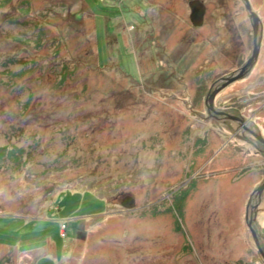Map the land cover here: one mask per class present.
Wrapping results in <instances>:
<instances>
[{"label": "rangeland", "instance_id": "1", "mask_svg": "<svg viewBox=\"0 0 264 264\" xmlns=\"http://www.w3.org/2000/svg\"><path fill=\"white\" fill-rule=\"evenodd\" d=\"M192 1L0 0V264H264V166L227 117L264 139V36L210 122L255 35L243 0H199L202 28Z\"/></svg>", "mask_w": 264, "mask_h": 264}, {"label": "flooded vegetation", "instance_id": "2", "mask_svg": "<svg viewBox=\"0 0 264 264\" xmlns=\"http://www.w3.org/2000/svg\"><path fill=\"white\" fill-rule=\"evenodd\" d=\"M206 6V5H205ZM206 12H207V7H206ZM250 22H251V24H252V27H253V29H254V25H255V23H254V21L252 20V18L250 17ZM189 21H190V23H191V20H190V16H189ZM260 26L262 25L261 24V20H260ZM191 25H192V27H194L193 26V24L191 23ZM207 25V23H206V14H205V17H204V24H203V26L202 27H205ZM202 27H200V28H202ZM254 35H255V32H254ZM261 36H262V42H261V47L263 46L262 44H263V36H264V33L262 32L261 33ZM256 42H258V36H257V38H255V40H254V47H255V44H256ZM260 51H261V48H260ZM184 56H186V55H188V54H183ZM252 57V54H251V56L244 62V63H242L241 61H235V65L234 66H241L240 67V69L238 70V71H232L231 72V74H229V75H227V77H225V78H231V77H233L234 75H237L241 70H242V68L243 67H245L247 64H248V62H249V60H250V58ZM258 60V59H257ZM210 62V61H209ZM257 64H258V62L257 61H255L254 62V64L252 65V66H257ZM209 65V63H207L205 66H208ZM254 69V67H252V68H250L248 71H247V73H246V76H244L243 78H241L240 80H238V81H236V82H240V81H243L244 80V78L245 77H247L250 73H251V71ZM248 74V75H247ZM225 78H222V79H220L219 81H217V82H215L212 86H211V88L209 89V91H208V93H207V95L205 96V98H204V102H205V108H206V110L203 112V117L205 118V119H208V121H210V122H219V123H221V122H223V123H226V121H228V118H229V116H227V115H229L228 113H226V111L225 110H222L221 108H216L215 107V101H214V111H209L208 110V108H207V106H206V101H207V99H208V97L215 91V90H219L222 86H223V84H224V79ZM225 89V88H224ZM217 97V96H216ZM215 100V99H214ZM228 118H227V117ZM235 118H238L240 121H235V120H230V121H228V122H231V123H233V124H235L236 125V127H237V131L239 132V133H241V135H243V137H249L251 140H254L253 142H252V146L255 148L256 147V145H257V147H256V149L253 151V155L251 156V157H253V158H255V160H254V164H255V166H264V145L259 141V140H257V138L254 136L255 134L256 135H259L258 133H256L254 130H253V128L251 127V123H248L247 121H248V119L243 115V114H237V115H233ZM238 133V134H239ZM252 209L253 210V213H254V217L257 219V216H258V214H257V212H256V210H255V208H254V206H250V207H248L247 208V215H248V212H249V209ZM124 209V208H123ZM126 210V209H125ZM134 210V209H133ZM127 211H131V210H127ZM125 212V211H124ZM257 214V215H256ZM248 217V216H247ZM248 219V218H247ZM259 243H258V241H256L255 240V246L257 247V249L259 248V245H258ZM259 253H260V256H262V258H263V260H264V250H262V249H260L259 250Z\"/></svg>", "mask_w": 264, "mask_h": 264}, {"label": "water", "instance_id": "3", "mask_svg": "<svg viewBox=\"0 0 264 264\" xmlns=\"http://www.w3.org/2000/svg\"><path fill=\"white\" fill-rule=\"evenodd\" d=\"M245 3V6L248 8V11L250 12V17L252 18V20L254 21L255 25H254V32H255V38H257L258 36V24L260 23V18L257 14H255L250 6V2L249 0H243ZM190 10H191V15H190V20L191 23L193 24V26L195 28H200L203 26L204 24V17L206 14V6L203 2L199 1V0H194L192 2H190L189 4ZM261 42H262V36L260 37V40L258 42H256L254 50H253V54L252 57L250 58L248 64L242 68V70L237 74L234 75L231 78H225L224 84L223 86L219 89V90H215L207 99L206 101V106L208 108L209 111H214V99L216 98V96L220 93L221 90H223L224 88H226L227 86H229L230 84L240 80L241 78H243L247 71L252 68L253 64L255 61H257L259 54H260V48H261ZM229 119L231 120H235V121H240L238 118L229 116ZM257 140H259L263 145H264V139L262 138V136H258V135H254ZM264 191V183L256 190L255 194H257V197L259 198L258 203H261L262 200V193ZM122 208L126 209V210H133L135 208V202L132 198H127L123 203H122ZM255 210H257V206H255ZM255 221V219L252 221V223L249 225L250 230L252 231L254 237L255 236V231L253 228V222Z\"/></svg>", "mask_w": 264, "mask_h": 264}, {"label": "bare ground", "instance_id": "4", "mask_svg": "<svg viewBox=\"0 0 264 264\" xmlns=\"http://www.w3.org/2000/svg\"><path fill=\"white\" fill-rule=\"evenodd\" d=\"M142 161H148L150 158L147 155L141 157Z\"/></svg>", "mask_w": 264, "mask_h": 264}]
</instances>
